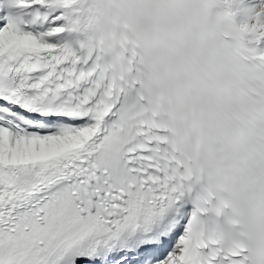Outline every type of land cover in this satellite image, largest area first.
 I'll return each instance as SVG.
<instances>
[{
  "label": "snow or ice",
  "instance_id": "1",
  "mask_svg": "<svg viewBox=\"0 0 264 264\" xmlns=\"http://www.w3.org/2000/svg\"><path fill=\"white\" fill-rule=\"evenodd\" d=\"M0 264H264V0H0Z\"/></svg>",
  "mask_w": 264,
  "mask_h": 264
}]
</instances>
